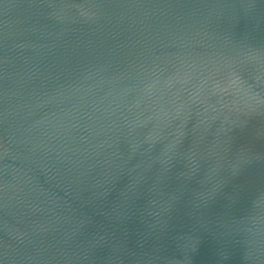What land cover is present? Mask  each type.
I'll return each instance as SVG.
<instances>
[{"label":"water","instance_id":"95a60500","mask_svg":"<svg viewBox=\"0 0 264 264\" xmlns=\"http://www.w3.org/2000/svg\"><path fill=\"white\" fill-rule=\"evenodd\" d=\"M0 264H264V0H0Z\"/></svg>","mask_w":264,"mask_h":264}]
</instances>
